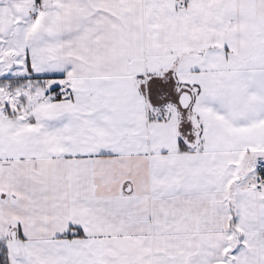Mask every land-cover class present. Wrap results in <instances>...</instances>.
I'll list each match as a JSON object with an SVG mask.
<instances>
[{
    "label": "snow or ice",
    "instance_id": "6c2138e0",
    "mask_svg": "<svg viewBox=\"0 0 264 264\" xmlns=\"http://www.w3.org/2000/svg\"><path fill=\"white\" fill-rule=\"evenodd\" d=\"M0 264H264V0H0Z\"/></svg>",
    "mask_w": 264,
    "mask_h": 264
}]
</instances>
